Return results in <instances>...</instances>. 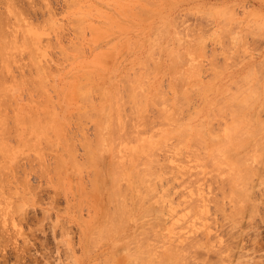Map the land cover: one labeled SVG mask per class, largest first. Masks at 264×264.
Instances as JSON below:
<instances>
[{
	"label": "rangeland",
	"instance_id": "rangeland-1",
	"mask_svg": "<svg viewBox=\"0 0 264 264\" xmlns=\"http://www.w3.org/2000/svg\"><path fill=\"white\" fill-rule=\"evenodd\" d=\"M11 1L0 264H264V0Z\"/></svg>",
	"mask_w": 264,
	"mask_h": 264
},
{
	"label": "bare ground",
	"instance_id": "bare-ground-1",
	"mask_svg": "<svg viewBox=\"0 0 264 264\" xmlns=\"http://www.w3.org/2000/svg\"><path fill=\"white\" fill-rule=\"evenodd\" d=\"M11 1V0H10ZM32 1V0H31ZM8 2V1H7ZM12 2V1H11ZM29 3H30V1H29ZM33 3H34V1H33ZM7 5V4H6ZM8 5H9V3H8ZM12 5V4H11ZM32 5V4H31ZM10 6V5H9ZM12 8V7H11ZM11 8H9L10 10H11ZM8 9V11H9V13L11 12L10 10ZM135 9V8H134ZM2 11V10H1ZM12 11H13V9H12ZM36 11V10H35ZM127 11V10H126ZM146 11V10H145ZM14 13V12H13ZM12 12H11V14H13ZM138 13V12H137ZM144 13V12H143ZM139 15V14H138ZM147 15V14H146ZM16 16V15H15ZM151 17V16H150ZM8 18V17H7ZM147 18V17H146ZM83 23V22H82ZM48 24V23H47ZM75 24V23H74ZM26 25V24H25ZM56 25V24H55ZM28 26V25H27ZM6 27H7V25H6ZM27 28H29V26L27 27ZM33 28V27H32ZM56 28V27H55ZM78 29H80V28H78ZM17 30V29H16ZM53 30V29H52ZM159 30V29H158ZM164 30V29H163ZM51 31V30H50ZM78 31V30H77ZM79 31H81V30H79ZM157 31V30H156ZM165 31V30H164ZM17 32V31H16ZM52 33H53V31H52ZM2 34V33H1ZM166 34V33H165ZM78 35V34H77ZM164 35V34H163ZM15 36V38H16V35H14ZM23 36H25V34L23 35ZM81 36V35H80ZM176 36V35H175ZM6 37V36H5ZM164 37V36H163ZM8 38V37H7ZM3 39V38H2ZM24 39V38H23ZM22 39V40H23ZM15 40V39H14ZM17 40V39H16ZM155 40V39H154ZM7 40H5V42H6ZM147 42V41H146ZM3 43H4V39H3ZM189 43V42H188ZM6 44H9V43H6ZM19 44H20V42H19ZM31 44H33L32 42H31ZM195 44V43H194ZM77 45V44H76ZM79 45V44H78ZM32 46V45H31ZM10 47V46H9ZM9 47H7V48H9ZM194 47V46H193ZM3 49L5 48L6 49V47H5V45H4V47H2ZM36 48V47H35ZM15 49V48H14ZM7 50V49H6ZM6 50H5V52H6ZM82 50V49H81ZM190 50H192V49H190ZM9 51V50H8ZM18 51V50H17ZM16 51V52H17ZM2 52V51H1ZM4 52V53H5ZM13 52V51H12ZM178 52V51H177ZM184 52V51H183ZM3 53V54H4ZM151 53V52H150ZM15 54V53H14ZM178 54H179V52H178ZM7 55V54H6ZM11 55V54H10ZM9 55V56H10ZM186 55V54H185ZM151 56V55H150ZM3 57H4V55H3ZM7 57H8V55H7ZM12 57H13V55H12ZM20 57V56H19ZM184 57V56H183ZM176 58V57H175ZM182 58V57H181ZM6 59H8V58H6ZM110 59V58H109ZM112 59V58H111ZM149 59V58H148ZM177 59V58H176ZM183 59V58H182ZM23 60V59H22ZM180 60V59H179ZM7 61V60H6ZM13 61V60H12ZM173 61H174V58H173ZM154 62V61H153ZM7 63H8V61H7ZM36 63H37V61H36ZM146 63V62H145ZM155 64V63H154ZM153 64V65H154ZM156 65V64H155ZM173 65V64H172ZM175 65V64H174ZM36 66H38V65H36ZM18 67V66H17ZM40 68V67H39ZM166 68V67H165ZM188 68V67H187ZM38 69V68H37ZM131 69V68H130ZM177 69V68H176ZM184 69V68H183ZM186 69V68H185ZM41 69H39V71H40ZM38 71V72H39ZM176 71V70H175ZM188 71V70H187ZM194 71V70H193ZM147 73V72H146ZM189 73V72H188ZM42 74V73H41ZM135 74V73H134ZM153 74V73H152ZM250 74V73H249ZM179 75V74H178ZM183 75V74H182ZM186 75V74H185ZM190 75V74H189ZM9 76V75H8ZM251 76V75H250ZM178 77H180V76H178ZM177 77V78H178ZM199 77V76H198ZM82 78V77H81ZM175 78V77H174ZM183 78V77H182ZM181 78V79H182ZM184 78H185V76H184ZM242 78V77H241ZM148 79V78H147ZM186 79V78H185ZM197 79V78H196ZM12 80V79H11ZM174 80V79H173ZM176 81V80H175ZM186 81V80H185ZM244 81V80H243ZM188 82V81H187ZM23 83V82H22ZM181 84V83H180ZM103 85V84H102ZM196 85V84H195ZM78 86V85H77ZM87 86V85H86ZM193 86V85H192ZM243 86V85H242ZM113 87H114V85H113ZM116 87V86H115ZM118 87V86H117ZM195 88V87H194ZM77 89V88H76ZM114 89V88H113ZM199 89V88H198ZM85 90V89H84ZM197 90V89H196ZM201 90V89H200ZM207 90V89H206ZM78 91V90H77ZM81 91V90H80ZM92 91V90H91ZM99 91V90H98ZM117 91V90H116ZM128 91V90H127ZM255 91V90H254ZM94 92V91H93ZM119 92V91H118ZM131 92V91H130ZM129 92V93H130ZM183 92V91H182ZM185 92V91H184ZM234 92V91H233ZM238 92V91H237ZM243 92V91H242ZM241 92V93H242ZM78 93V92H77ZM81 93V92H80ZM79 93V94H80ZM88 93H89V91H88ZM112 93V92H111ZM188 93V92H187ZM203 93V92H202ZM254 93V92H253ZM91 94V93H90ZM116 94V93H115ZM123 94V93H122ZM135 94H137V92L135 93ZM183 94V93H182ZM247 94V93H246ZM77 95V94H76ZM121 95V94H120ZM233 95V94H232ZM241 95V94H240ZM251 95V94H250ZM1 96V95H0ZM80 96V95H79ZM85 96H88V94L87 95H85ZM119 96V95H118ZM129 96H131V95H129ZM140 96V95H139ZM201 96V95H200ZM245 96V95H244ZM260 96V95H259ZM4 97V96H3ZM84 97V96H83ZM91 97V95L90 96H88V98H90ZM138 97V96H137ZM136 97V98H137ZM203 97V96H202ZM228 97V96H227ZM237 97V96H236ZM250 97V96H249ZM252 97V96H251ZM250 97V98H251ZM82 98V97H81ZM121 98H122V96H121ZM134 98V97H133ZM166 98V97H165ZM234 98H235V96H234ZM119 99H120V97H119ZM174 99V98H173ZM221 99V98H220ZM231 99V98H230ZM2 100V99H1ZM32 100V99H31ZM76 100V99H75ZM141 100V99H140ZM184 100V99H183ZM219 100V99H218ZM235 100H236V98H235ZM240 100V99H239ZM101 101V100H100ZM139 101V100H138ZM142 101V100H141ZM151 101V100H150ZM186 101V100H185ZM237 101V100H236ZM246 101H248V99L246 100ZM78 102V101H77ZM120 102V101H119ZM175 102V101H174ZM180 102V101H179ZM217 102V101H216ZM231 102H233V101H231ZM230 102V103H231ZM249 102V101H248ZM258 102V101H257ZM256 102V103H257ZM16 103V102H15ZM114 103V102H113ZM139 103H141V102H139ZM164 103H165V101H164ZM240 104V103H239ZM252 104H254V103H252ZM112 105V104H111ZM134 105V104H133ZM224 105V104H223ZM230 105V104H229ZM243 105H245V104H243ZM250 105V104H249ZM5 106V105H4ZM108 106V105H107ZM115 106V105H114ZM178 106V105H177ZM236 106H238L237 104H236ZM240 106H242V105H240ZM217 107V106H216ZM249 107V106H248ZM38 108H39V106H38ZM116 108V107H115ZM225 108V107H224ZM227 108V107H226ZM235 108H237V107H235ZM247 108V107H246ZM177 109V108H176ZM220 109V108H219ZM241 109H243V108H241ZM38 110V109H37ZM115 110V109H114ZM164 110H166V109H164ZM179 110L181 111V108H179ZM209 110H211V108L209 109ZM221 110V109H220ZM233 110V109H232ZM235 110V109H234ZM239 110V109H238ZM36 111V110H35ZM169 111V110H168ZM178 111V110H177ZM179 111V112H180ZM223 111V110H222ZM221 111V112H222ZM236 111V110H235ZM14 112V111H13ZM165 112V111H164ZM198 112V111H197ZM230 112V111H229ZM47 113V112H46ZM141 113V112H140ZM163 113V112H162ZM175 113V112H174ZM181 113V112H180ZM219 113V112H218ZM232 113V112H231ZM6 114V113H5ZM88 114V113H87ZM121 114V113H120ZM148 114V113H147ZM173 114V113H172ZM176 114V113H175ZM178 114V113H177ZM182 114V113H181ZM221 114V113H220ZM46 115V114H45ZM164 115V114H163ZM245 115V114H244ZM8 116V115H7ZM14 116V115H13ZM40 116V115H39ZM144 116V115H143ZM237 116V115H236ZM11 117V116H10ZM42 117V116H41ZM85 117V116H84ZM89 116H87V118H88ZM159 117V116H158ZM163 118H164V116H162ZM168 117V116H167ZM166 117V118H167ZM214 117V116H213ZM232 117V116H231ZM246 117V116H245ZM45 118V117H44ZM86 118V119H87ZM96 118V117H95ZM1 119V118H0ZM12 119V118H11ZM85 119V120H86ZM162 119V118H161ZM168 120H169V118H167ZM166 119V120H167ZM173 119V118H172ZM224 119V118H223ZM233 119V118H232ZM10 120V119H9ZM38 120V119H37ZM89 120V119H88ZM167 120V121H168ZM181 120V119H180ZM215 120V119H214ZM231 120V119H230ZM99 121V120H98ZM133 121V120H132ZM135 121V120H134ZM192 121V120H191ZM226 121V120H225ZM240 121V120H239ZM250 121H251V119H250ZM103 122V121H102ZM143 122V121H142ZM177 122V121H176ZM257 122V121H256ZM7 123V122H6ZM32 123V122H31ZM34 124L36 123V122H33ZM42 123H44V122H42ZM98 123V122H97ZM172 123V122H171ZM208 123V122H207ZM235 123H237V121L235 122ZM247 123V122H246ZM261 123V122H260ZM104 124H105V122H104ZM136 124V123H135ZM139 124V123H138ZM167 124V123H166ZM226 124V123H225ZM239 124L241 125V123L239 122ZM253 124V123H252ZM262 124V123H261ZM264 124V123H263ZM262 124V125H263ZM40 125V124H39ZM161 125V124H160ZM255 125V124H254ZM257 125V124H256ZM19 126V125H18ZM42 126H43V124H42ZM102 126H103V123H102ZM136 126V125H135ZM169 126V125H168ZM200 126V125H199ZM223 126H226V125H223ZM232 126V125H231ZM238 126V125H237ZM247 126V125H246ZM249 126V125H248ZM260 126V125H259ZM15 127H17L16 125H15ZM36 127V126H35ZM34 127V128H35ZM45 126H43L42 128H44ZM104 127V126H103ZM125 127V126H124ZM187 127V126H186ZM234 127H235V125H234ZM260 127H263V126H260ZM9 128V127H8ZM19 128V127H18ZM21 128V127H20ZM37 128L38 129H40L41 127H38L37 126ZM119 128V127H118ZM133 128V127H132ZM188 128V127H187ZM191 128V127H190ZM190 128H189V130H190ZM223 128V127H222ZM237 129H238V127H236ZM249 128V127H248ZM14 129V128H13ZM45 129V128H44ZM229 129V128H228ZM246 129V128H245ZM262 129V128H261ZM15 130V129H14ZM37 130V129H36ZM81 130H82V128H81ZM132 130V129H131ZM140 130V129H139ZM185 130V129H184ZM188 130V129H187ZM195 130L197 131L198 129L197 128H195ZM214 130V129H213ZM231 130V129H230ZM233 130H234V128H233ZM236 130V129H235ZM239 130H241V129H239ZM263 130V129H262ZM47 131V130H46ZM99 131H101V129L99 130ZM107 131V130H106ZM105 131V132H106ZM120 131V130H119ZM127 131V130H126ZM163 131V130H162ZM178 131V130H177ZM183 131V130H182ZM196 131H195V133H196ZM215 131H217V130H215ZM232 131V130H231ZM253 131V130H252ZM10 131L8 130V132L7 133H9ZM40 132H43V131H39V133ZM104 132V133H105ZM161 132V131H160ZM164 132V131H163ZM183 132H185V131H183ZM241 132H243V131H241ZM255 132V131H254ZM257 132V131H256ZM16 133H18V132H16ZM35 133V132H34ZM38 133V132H37ZM47 133V132H46ZM45 133V134H46ZM99 133H101V132H99ZM107 133V132H106ZM174 133V132H173ZM198 133V132H197ZM196 133V134H197ZM200 133V132H199ZM210 133H211V131H210ZM238 134L240 133V132H237ZM14 134V133H13ZM20 134V133H19ZM42 134V133H41ZM113 134V133H112ZM190 134V133H189ZM212 134H214V133H212ZM227 134V133H226ZM243 134V133H242ZM242 134H241V136H242ZM10 135V134H9ZM49 135V134H48ZM164 135H167V134H164ZM164 135H162V136H164ZM179 135V134H178ZM191 135V134H190ZM232 135V134H231ZM235 135V134H234ZM237 135V134H236ZM236 135H235V137H236ZM14 136V135H13ZM18 136V135H17ZM35 137H36V135H34ZM50 136V135H49ZM110 136V135H109ZM160 136V135H159ZM169 136V135H168ZM200 136V135H199ZM206 136V135H205ZM220 136H221V134H220ZM240 136V137H241ZM2 137V136H1ZM54 137V136H53ZM52 137V138H53ZM111 137V136H110ZM109 137V138H110ZM141 137V136H140ZM149 137V136H148ZM170 137H172V136H170ZM176 137V136H175ZM194 137V136H193ZM239 137V136H238ZM243 137V136H242ZM42 138V137H41ZM40 138V139H41ZM48 138V137H47ZM173 138V137H172ZM231 138V137H230ZM254 138V137H253ZM38 139V138H37ZM46 139V138H45ZM111 139V138H110ZM138 139V138H137ZM171 139V138H170ZM186 139V138H185ZM243 139V138H242ZM18 140V139H17ZM42 140V139H41ZM44 140V139H43ZM48 140H50V138L48 139ZM51 140H53V139H51ZM167 140H169V139H167ZM183 140V139H182ZM221 140V139H220ZM228 140V139H227ZM232 140H233V138H232ZM236 140V139H235ZM23 140H21V142H22ZM46 141V140H45ZM138 141V140H137ZM200 141V140H199ZM202 141V140H201ZM240 141V140H239ZM18 142H19V140H18ZM164 142V141H163ZM170 142V141H169ZM243 142V141H242ZM242 142H239V143H242ZM46 143V142H45ZM49 143V142H48ZM165 143V142H164ZM168 143V142H167ZM180 143V142H179ZM192 143V142H191ZM190 143V144H191ZM194 143V142H193ZM198 143V142H197ZM201 143V142H200ZM199 143V144H200ZM203 143V142H202ZM226 143V142H225ZM113 144V143H112ZM205 144V143H204ZM248 144V143H247ZM258 145H259V143H257ZM20 145V144H19ZM203 145V144H202ZM225 144L223 143V146H224ZM235 145V144H234ZM233 145V146H234ZM253 145H254V143H253ZM166 146V145H165ZM190 147V146H189ZM243 147V146H242ZM241 147V148H242ZM118 148V147H117ZM156 148V147H155ZM170 148V147H169ZM192 148V147H191ZM230 148V147H229ZM239 148V147H238ZM1 149V148H0ZM130 149V148H129ZM199 149V148H198ZM221 149V148H220ZM250 149V148H249ZM253 149V148H252ZM258 149V148H257ZM153 150V149H152ZM183 150V149H182ZM182 150H181V152H182ZM206 150H207V148H206ZM218 150V149H217ZM255 150V149H254ZM115 151V150H114ZM180 151V150H179ZM184 151V150H183ZM202 151H204V150H202ZM209 151V150H208ZM211 151V150H210ZM116 152V151H115ZM261 152V151H260ZM2 153V152H1ZM176 153V152H175ZM180 153V152H179ZM206 153H208V152H206ZM205 153V154H206ZM23 154V153H22ZM129 154V153H128ZM219 154V153H218ZM3 155H4V153H3ZM9 155V154H8ZM194 155V154H193ZM217 155V154H216ZM223 155V154H222ZM249 155H250V153H249ZM262 155V154H261ZM154 156V155H153ZM220 156V155H219ZM2 157V156H1ZM7 157V156H6ZM214 157V156H213ZM212 157V158H213ZM249 157V156H248ZM4 158V157H3ZM10 158V157H9ZM42 158V157H41ZM210 158V157H209ZM208 158V159H209ZM237 158V157H236ZM238 158H239V156H238ZM258 158V157H257ZM2 159V158H1ZM211 159V158H210ZM214 159V158H213ZM227 159V158H226ZM230 159V158H229ZM247 159V158H246ZM245 159V160H246ZM155 160V159H154ZM218 160V159H217ZM249 160H251V159H249ZM6 161V160H5ZM151 161H152V159H151ZM208 161V160H207ZM236 161V160H235ZM243 161V160H242ZM262 161V160H261ZM120 162V161H119ZM153 162V161H152ZM158 162V161H157ZM204 162V161H203ZM237 162V161H236ZM240 162V161H239ZM210 163V162H209ZM243 163V162H242ZM259 163V162H258ZM237 164V163H236ZM3 165H4V163H3ZM48 165V164H47ZM216 165V164H215ZM215 165H213V166H215ZM243 165V164H242ZM153 166V165H152ZM6 167V166H5ZM119 167V166H118ZM204 167V166H203ZM116 168V167H115ZM237 168V167H236ZM253 168V167H252ZM156 169V168H155ZM229 169V168H228ZM244 169V168H243ZM3 170V169H2ZM179 170V169H178ZM242 170V169H241ZM252 170V169H251ZM238 171V170H237ZM120 173V172H119ZM156 173V172H155ZM164 173H166V172H164ZM237 173V172H236ZM248 173V172H247ZM257 173V172H256ZM2 174V173H1ZM0 174V175H1ZM5 174H6V172H5ZM245 174V173H244ZM7 175V174H6ZM248 175V174H247ZM120 176H121V174H120ZM241 176L243 177V175L241 174ZM241 177V178H242ZM250 177V176H249ZM157 178V177H156ZM2 179V178H1ZM138 179V178H137ZM152 179V178H151ZM150 179V180H151ZM233 179V178H232ZM234 180V179H233ZM247 180H248V178H247ZM154 181V180H153ZM159 181V180H158ZM166 181V180H165ZM21 182V181H20ZM121 182V181H120ZM236 182V181H235ZM243 182H245V181H243ZM242 182V183H243ZM23 183V182H22ZM99 183V182H98ZM246 183V182H245ZM1 184V183H0ZM153 185V184H152ZM251 185V184H250ZM2 186H3V184H2ZM134 186V185H133ZM155 186V185H154ZM23 187V186H22ZM29 187V186H28ZM0 188H2L1 186H0ZM119 188V187H118ZM164 188V187H163ZM239 188V187H238ZM237 188V189H238ZM3 189V188H2ZM24 189V188H23ZM243 190H244V188H242ZM249 189V188H248ZM252 189V188H251ZM123 190H125V189H123ZM3 191V190H2ZM145 191V190H144ZM150 191V190H149ZM240 191V190H239ZM155 192V191H154ZM242 192H244V191H242ZM246 192V191H245ZM118 193V192H117ZM152 193V192H151ZM3 194H4V192H3ZM93 194V193H92ZM109 194V193H108ZM134 194V193H133ZM153 194V193H152ZM248 194V193H247ZM7 195V194H6ZM112 195H114L113 193H112ZM30 196V195H29ZM121 196V195H120ZM123 196V195H122ZM132 196V195H131ZM240 196V195H239ZM145 197H147V195L145 196ZM153 197H154V195H153ZM235 198H238V194H237V197L236 196H234ZM241 197V196H240ZM115 198H117L116 196H115ZM170 198V197H169ZM231 199H232V197H231ZM230 199V200H231ZM234 199V198H233ZM232 199V200H233ZM244 199H245V197H244ZM237 200V199H236ZM239 200V199H238ZM145 201V200H144ZM188 201V200H187ZM12 202V201H11ZM10 202V203H11ZM15 202V201H14ZM250 202V201H249ZM237 203V202H236ZM244 203V202H243ZM235 206V205H234ZM243 207V206H242ZM245 207V206H244ZM189 208V207H188ZM241 208V207H240ZM199 209V208H198ZM5 210V209H4ZM239 210H241V209H239ZM1 211V210H0ZM19 211V210H18ZM23 211V210H22ZM156 213V212H155ZM21 214V213H20ZM196 214V213H195ZM235 214H238L237 212L235 213ZM253 215V214H252ZM194 216V215H193ZM240 216V215H239ZM203 219V218H202ZM11 220V219H10ZM197 232V231H196ZM136 233V232H135ZM148 234V233H147ZM96 236V235H95ZM143 236V235H142ZM200 244V243H199ZM180 245V244H179ZM187 246V245H186ZM130 250V249H129ZM148 250H149V248H148ZM132 253V252H131ZM166 253V252H165ZM181 254V253H180ZM186 254V253H185ZM126 256V255H125ZM145 256V255H144ZM125 259V258H124ZM106 261V260H105ZM133 261V260H132ZM134 262H135V260H134ZM174 263V262H173ZM255 264V263H254Z\"/></svg>",
	"mask_w": 264,
	"mask_h": 264
}]
</instances>
